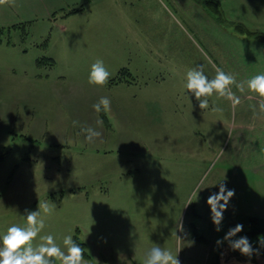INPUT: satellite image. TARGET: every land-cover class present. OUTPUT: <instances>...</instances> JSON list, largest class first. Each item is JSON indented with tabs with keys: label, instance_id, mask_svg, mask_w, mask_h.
<instances>
[{
	"label": "rangeland",
	"instance_id": "rangeland-1",
	"mask_svg": "<svg viewBox=\"0 0 264 264\" xmlns=\"http://www.w3.org/2000/svg\"><path fill=\"white\" fill-rule=\"evenodd\" d=\"M84 14L58 19L69 36L50 44L53 67L34 62L45 57L36 42L48 21L0 20L12 27L0 46V236L48 202L55 208L41 210L33 244L50 234L66 251L63 239L79 227L84 263L134 264L116 240L118 217H128L137 264L156 245L180 264H260L263 255L243 258L223 238L264 218L261 98L233 85L238 105L214 93L201 110L185 84L197 66L209 79L216 68L237 82L264 74V0H100ZM97 59L111 73L104 86L88 82ZM124 68L127 79L111 82ZM101 97L111 100L106 121L92 107ZM82 127L100 136L89 142ZM220 183L235 195L217 231L207 199Z\"/></svg>",
	"mask_w": 264,
	"mask_h": 264
},
{
	"label": "clouds",
	"instance_id": "clouds-1",
	"mask_svg": "<svg viewBox=\"0 0 264 264\" xmlns=\"http://www.w3.org/2000/svg\"><path fill=\"white\" fill-rule=\"evenodd\" d=\"M4 4L14 5L15 0H0V5ZM110 76L111 73L106 68L104 61L97 59L91 65L88 82L92 85L104 86L108 83ZM233 85L242 93L247 88L249 92L260 97L259 111L264 112V74H257L245 81L237 82L235 75L226 73L221 68H216V75L213 79H209L204 74L203 66L192 68L186 73V90L194 94L196 100L199 101L201 110L209 108V97L214 93L232 101L233 106L238 105L240 99L232 91ZM92 107L96 113L108 112L111 109V100L108 97H101ZM253 110L255 111V108ZM212 111L220 112L223 110L213 105ZM78 123V121H73L74 126ZM97 124L102 125L103 121L98 120ZM81 132L86 134L85 138L89 142L100 136V132L92 127H82ZM199 191L194 193L196 199ZM234 195V189H227L224 183H220L219 192L211 194L207 199V204L211 209V219L217 226V231L220 230L223 212L227 209L229 201ZM38 208V211L27 212L25 227L12 225L3 236H0V264H54L55 260L61 261V264H84V248L76 243L71 235L63 239L66 251L57 245L54 237L50 234L41 237L39 244H33L45 226L44 220L41 218V210L44 214H51L55 205L43 202L39 203ZM179 227L183 231L182 225ZM242 229L243 225H236L229 229L223 239L229 242V247L232 250H239L242 255L251 257L254 249L247 237L232 239ZM220 243L222 241L218 240L217 244ZM260 243L264 245V238L260 239ZM177 254L173 255L170 251L156 245L146 253L144 264H180Z\"/></svg>",
	"mask_w": 264,
	"mask_h": 264
},
{
	"label": "crops",
	"instance_id": "crops-1",
	"mask_svg": "<svg viewBox=\"0 0 264 264\" xmlns=\"http://www.w3.org/2000/svg\"><path fill=\"white\" fill-rule=\"evenodd\" d=\"M99 1L100 0H15L14 5H9V4L0 5V20L48 21L50 26H48V28H46L42 32V37H40V41L36 42L38 43L36 44V46L38 47V49L42 51L41 53L45 57L41 58V56H37L34 62H36L37 64L47 62L50 67L51 66L53 67L55 63L59 61V58L56 55H54L52 50L49 48L50 44L56 43L60 38L64 40V37L69 36V34L67 33L68 32L67 27H65V24L58 23V19L65 20L68 17L71 18L73 16L85 15L84 13L88 12L91 9V5L94 3H98ZM71 10H75V11L70 13ZM56 24L57 27L61 26L58 27L61 30L57 36L56 34L54 35L53 33V29H55ZM22 27L23 26H20V28ZM58 43H60V48L66 49V46H64L65 45L64 41L61 40ZM2 45L3 43H0V46ZM28 53L29 50L26 49L22 51V56H26L28 55ZM48 59H52L53 63L50 64V60ZM39 61L42 62L39 63ZM129 213H132V209L129 211ZM127 215L130 216L129 214ZM116 240H117L119 255H122L124 258L127 255L130 257V259L133 261L134 264H137L138 262L136 261L138 260V254L140 248L137 249V245L139 244V242H138V234L134 226V220L126 217L125 221L123 222V220H121V217H118ZM205 241L209 244V240L207 238L205 239ZM143 245L145 246L146 244L144 243ZM144 249H148V248L146 246L143 247L142 249L143 251L141 252V254L144 253ZM219 250L217 248L216 252L218 254H219ZM260 264H264V257L260 258Z\"/></svg>",
	"mask_w": 264,
	"mask_h": 264
},
{
	"label": "trees",
	"instance_id": "trees-1",
	"mask_svg": "<svg viewBox=\"0 0 264 264\" xmlns=\"http://www.w3.org/2000/svg\"><path fill=\"white\" fill-rule=\"evenodd\" d=\"M75 10H71L70 13L74 12ZM68 13V14H70ZM16 25H13V27H15ZM18 27V26H16ZM12 27H0V43L4 42V38L3 35L7 30H10ZM44 60V59H41ZM50 60V64L53 63L52 59H48ZM42 61H39V63H41ZM122 71L119 72L118 77H114L111 78L110 81L111 82H119L122 81L123 79H127L125 74L129 73L127 72V69H121ZM131 74V73H129ZM102 118L106 121L107 116L106 113L102 112ZM6 153L0 154V160H2L5 157ZM244 237H247L248 240L250 241L253 249H254V253L251 257L242 255L243 258L246 259H250L253 260L255 258L256 255L260 254L264 256V245H262L260 243V239L264 238V218L263 217H259L256 215L250 216L249 218V228L245 231ZM73 239L76 241V243L80 244V246L82 248H84V258L90 259V254L87 251V243L85 241H83L80 237V228L77 227L75 234L73 235ZM236 252V251H235ZM54 264H58L56 263V260L54 261ZM84 264H96V263H84Z\"/></svg>",
	"mask_w": 264,
	"mask_h": 264
},
{
	"label": "bare ground",
	"instance_id": "bare-ground-1",
	"mask_svg": "<svg viewBox=\"0 0 264 264\" xmlns=\"http://www.w3.org/2000/svg\"><path fill=\"white\" fill-rule=\"evenodd\" d=\"M231 264V263H230ZM235 264V263H234Z\"/></svg>",
	"mask_w": 264,
	"mask_h": 264
}]
</instances>
